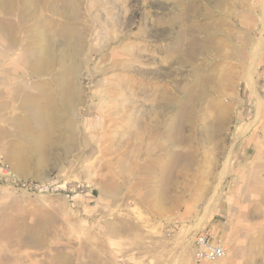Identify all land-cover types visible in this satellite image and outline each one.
<instances>
[{"label": "rangeland", "instance_id": "374dc122", "mask_svg": "<svg viewBox=\"0 0 264 264\" xmlns=\"http://www.w3.org/2000/svg\"><path fill=\"white\" fill-rule=\"evenodd\" d=\"M0 264H264V0H0Z\"/></svg>", "mask_w": 264, "mask_h": 264}, {"label": "built area", "instance_id": "2783aa9c", "mask_svg": "<svg viewBox=\"0 0 264 264\" xmlns=\"http://www.w3.org/2000/svg\"><path fill=\"white\" fill-rule=\"evenodd\" d=\"M226 252L225 247L217 243L208 234L199 233L197 235L195 241V258L197 262L223 258Z\"/></svg>", "mask_w": 264, "mask_h": 264}]
</instances>
